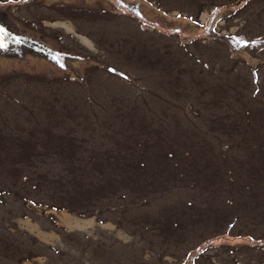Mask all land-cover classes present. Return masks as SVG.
<instances>
[{
  "label": "rangeland",
  "instance_id": "obj_1",
  "mask_svg": "<svg viewBox=\"0 0 264 264\" xmlns=\"http://www.w3.org/2000/svg\"><path fill=\"white\" fill-rule=\"evenodd\" d=\"M0 24V264H264V0Z\"/></svg>",
  "mask_w": 264,
  "mask_h": 264
},
{
  "label": "bare ground",
  "instance_id": "obj_2",
  "mask_svg": "<svg viewBox=\"0 0 264 264\" xmlns=\"http://www.w3.org/2000/svg\"><path fill=\"white\" fill-rule=\"evenodd\" d=\"M59 24H60V26L63 27V28H66V29L68 28L67 25H66L65 23H63V22H60ZM68 29H69V28H68ZM84 40H85V39H84ZM67 218H68V221H69V222H70V221H73V220H71L69 217H67ZM77 222H78V221H77Z\"/></svg>",
  "mask_w": 264,
  "mask_h": 264
},
{
  "label": "flooded vegetation",
  "instance_id": "obj_3",
  "mask_svg": "<svg viewBox=\"0 0 264 264\" xmlns=\"http://www.w3.org/2000/svg\"><path fill=\"white\" fill-rule=\"evenodd\" d=\"M3 24H0V26H2Z\"/></svg>",
  "mask_w": 264,
  "mask_h": 264
}]
</instances>
